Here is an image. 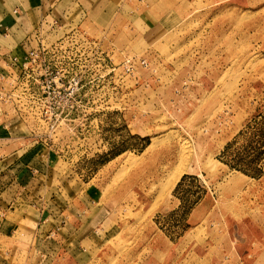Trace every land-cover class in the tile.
Returning a JSON list of instances; mask_svg holds the SVG:
<instances>
[{
    "label": "rangeland",
    "instance_id": "1",
    "mask_svg": "<svg viewBox=\"0 0 264 264\" xmlns=\"http://www.w3.org/2000/svg\"><path fill=\"white\" fill-rule=\"evenodd\" d=\"M192 6L155 33L130 13L143 2L112 0L106 17L78 26L109 51L117 74L127 54L149 66L89 83L56 129L21 119L0 127V153L20 154V172L36 167L20 176V196L41 197L55 218L49 230L78 241L98 229L84 264H134L136 253L141 264L146 254L162 264H264V156L258 175L222 160L229 142L230 159L252 153L246 146L264 127V0ZM168 172H181L180 184L161 195ZM9 183L0 178L1 192ZM16 206H0V230L12 222L0 235L5 264H48L30 253L33 212Z\"/></svg>",
    "mask_w": 264,
    "mask_h": 264
},
{
    "label": "built area",
    "instance_id": "2",
    "mask_svg": "<svg viewBox=\"0 0 264 264\" xmlns=\"http://www.w3.org/2000/svg\"><path fill=\"white\" fill-rule=\"evenodd\" d=\"M47 23L26 37L23 52L0 54V127L8 129L21 119L30 128L41 124L56 129L74 110L77 97L89 83L111 72L115 77H132L137 65L149 66L145 57L127 54L121 74H117L118 64L110 55L113 63L106 61L109 51L97 37L79 26L60 34L63 26L57 20ZM48 33L52 38L45 36ZM92 66L97 76L90 74ZM88 92L89 87L83 93Z\"/></svg>",
    "mask_w": 264,
    "mask_h": 264
},
{
    "label": "crops",
    "instance_id": "3",
    "mask_svg": "<svg viewBox=\"0 0 264 264\" xmlns=\"http://www.w3.org/2000/svg\"><path fill=\"white\" fill-rule=\"evenodd\" d=\"M111 1L112 0H0V54L16 51L23 52L24 46H22V43H24L26 37H29L35 30L42 27V25H49L47 22H50L51 25L52 19L57 20L58 24L68 27L78 26L79 23H83V21L87 19H90L91 22H97L99 18L106 17L108 6ZM139 1L145 4L144 9L134 12L131 10L130 13L134 15V17L140 18L147 26V29H155V33L170 31L175 28L176 25L180 23L181 19L187 15L188 11L192 9V5L198 2V0ZM142 5L143 4L140 6ZM112 16L113 19L117 16L116 11ZM78 18H80V22ZM2 129L0 130V135H5L6 130ZM1 138L0 136V140ZM11 156L13 157L11 161L5 164L7 159L10 160ZM19 157H21L20 154L16 155L15 152L0 153V172L2 170L4 171V174L1 172L0 178L6 183L10 182L7 189L2 190V192V187H0V206L2 208H15V205H17L16 207L19 208H26V210L31 209L30 211H32L33 214L30 219L36 223V226L34 228V233L28 234L27 236L30 239L31 249H33L32 251L30 250V253L37 256V253H39L44 259L43 263L47 261L48 264H84L81 260H85V258H83L86 253L85 251L88 250V248L90 251L99 241V239L94 237V235L99 232L98 229L94 231L96 233H91L92 235L85 236L87 237L86 239L82 237L80 238L81 240L78 241L73 237L72 233H64V231L55 233L49 230L51 226L55 225V218H50L51 215H54H50L49 211L51 210H43L39 207L41 204V197L32 199L30 196L29 198L25 195L20 196V176L26 177L31 175L30 173H32L36 167L29 163L25 165L20 172ZM24 158L25 157L22 156L21 160ZM11 162H14L13 165L18 166V168L4 170ZM179 184L180 183H177L175 188ZM9 186L15 187L11 193H7L10 192L9 189H11ZM1 197L3 198L1 199ZM10 223L12 222L5 221L2 225L8 226V224L11 225ZM43 225L47 227L44 229L42 228ZM5 226L0 230L1 236L2 234H7L4 232ZM43 231L44 233H41ZM74 242H77L76 249H73ZM138 254L136 253L134 258H131V261L133 259L132 263L141 264V262L138 261V259H141ZM4 257V253L0 251V264L8 262ZM143 257L145 264L163 263V260L161 261L153 255L146 254L143 255Z\"/></svg>",
    "mask_w": 264,
    "mask_h": 264
},
{
    "label": "trees",
    "instance_id": "4",
    "mask_svg": "<svg viewBox=\"0 0 264 264\" xmlns=\"http://www.w3.org/2000/svg\"><path fill=\"white\" fill-rule=\"evenodd\" d=\"M260 130L261 135H259V139H256V141L251 140L249 143L250 146H246L247 148L252 149V151L249 150V152L252 153L244 155L245 153H243V151H238L236 156H234L233 159H230L226 156L229 147L232 144V142H229L222 151V160L248 174H260L263 171L262 166L259 163L264 156V127H261Z\"/></svg>",
    "mask_w": 264,
    "mask_h": 264
},
{
    "label": "bare ground",
    "instance_id": "5",
    "mask_svg": "<svg viewBox=\"0 0 264 264\" xmlns=\"http://www.w3.org/2000/svg\"><path fill=\"white\" fill-rule=\"evenodd\" d=\"M48 36H52V34L48 33L47 34ZM164 166V165H162ZM162 168V167H161ZM164 168H166L164 166ZM165 170V169H164ZM165 172V171H164ZM167 174V172H166ZM165 175V174H164ZM181 172H173V173H169L168 172V175H167V178H166V182L162 184L159 192L161 195H165L167 193H170L171 189H173V187L175 186V184L178 182V180L180 179L181 177ZM241 175V174H240ZM163 179V177H162ZM161 179V180H162ZM160 184V183H159ZM158 192V193H159ZM161 198V197H160Z\"/></svg>",
    "mask_w": 264,
    "mask_h": 264
}]
</instances>
